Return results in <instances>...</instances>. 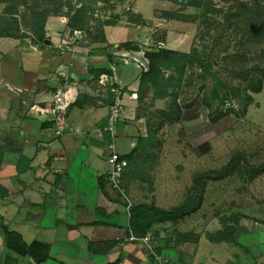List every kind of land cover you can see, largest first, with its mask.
I'll return each instance as SVG.
<instances>
[{"label":"crops","instance_id":"0c3cea01","mask_svg":"<svg viewBox=\"0 0 264 264\" xmlns=\"http://www.w3.org/2000/svg\"><path fill=\"white\" fill-rule=\"evenodd\" d=\"M65 31L67 22L52 17L42 47L29 38H0V264H156L127 240L130 214L108 182L112 96L99 78H112L122 90L125 113L115 147L127 161L122 185L132 207L181 205L190 187L188 165L159 163L138 172L137 153L128 157L146 138L137 100L129 98L138 90L139 67L111 65L108 37L107 44L84 46ZM58 45L74 52H60ZM99 70L111 75L95 78ZM57 95L67 125L58 137L51 116L31 111ZM194 214L152 228L171 264H264V230L243 225L234 228L235 243L212 242L209 236L222 228L209 230Z\"/></svg>","mask_w":264,"mask_h":264},{"label":"rangeland","instance_id":"374dc122","mask_svg":"<svg viewBox=\"0 0 264 264\" xmlns=\"http://www.w3.org/2000/svg\"><path fill=\"white\" fill-rule=\"evenodd\" d=\"M48 1L50 10L53 5L62 6L58 18L66 22V15L73 14L70 8L75 10L82 3L89 20L84 32L77 36L82 38L84 46L101 33L110 44L129 43L126 50L113 53L114 61L139 67L138 77L146 71L144 52L160 48L183 54L192 50L204 52L211 65V75H204L196 66H188L180 88L171 89L164 99L156 98L149 89L139 96L137 90L136 117L144 120L145 135L147 129L156 133V148L151 152L147 148L139 149L133 164L140 173L143 167L153 168L159 163L186 162L190 189L195 176L222 172L230 158L238 156L231 175L206 182L201 210L193 218L200 221L202 217L209 230L217 225L222 230L243 225L264 230V172L250 179L254 171L264 168V90L252 93L248 83L236 75L242 66L249 68L259 61L251 49L239 43L235 30L227 29L223 14L211 15L216 24L207 25L199 19V10L181 11L163 0ZM3 6L0 5V14ZM19 12L21 33L28 35L20 17L24 10ZM167 14L185 15L192 22L166 20ZM234 54L243 56L246 62L242 65L230 59ZM172 74V71L161 72L162 78ZM232 102L237 109L226 110L225 106ZM175 116L177 121L173 120Z\"/></svg>","mask_w":264,"mask_h":264},{"label":"trees","instance_id":"16d2710c","mask_svg":"<svg viewBox=\"0 0 264 264\" xmlns=\"http://www.w3.org/2000/svg\"><path fill=\"white\" fill-rule=\"evenodd\" d=\"M169 2L181 9L199 10V19L203 24H216L211 15H222L227 24V29L233 28L235 35L239 37V43L247 46L252 50V55L257 56L258 63L249 68L242 66L237 72V76L243 79L249 85V91L254 94L264 90V0H163ZM48 0H0L3 4L2 13L0 15V38L24 39L29 38L33 45L42 47L46 41L45 24L47 18L60 17L62 6L53 5L52 9L48 8ZM39 3H42L40 5ZM220 4L223 7H220ZM61 5V4H60ZM226 7V8H225ZM20 9L24 12L21 14V21L28 29V35L21 33L18 23ZM66 15L68 19L67 27L70 32H84L85 25L88 23L89 17L86 7L80 3V7ZM166 20H175L184 23H191L190 17L180 14H167ZM91 44H107L103 33L99 38H95ZM129 43L108 45L104 48L106 58L111 65H116L113 53H119L126 50ZM238 63L246 62L245 58L239 54L229 56ZM143 59L146 63V71L139 77V96L143 90L149 89L154 92L158 99L168 97L171 89H179L185 69L188 66H196L204 75H211V65L205 59L204 52L192 50L189 54L178 53L167 49L150 50L143 53ZM244 60V61H243ZM243 65V64H242ZM162 71H172V75L168 78H162ZM94 77L98 78L102 74L111 75L106 70L93 72ZM234 97L237 94H233ZM141 100V98H140ZM178 120V116L173 119ZM146 138H139L137 145L132 154L128 157L133 158L141 148H156V133H152L147 129ZM238 156H233L223 167L222 172H210L195 176L192 180V187L188 191V195L184 202L169 211H162L153 205L148 207L138 205L132 207L130 211L129 226L133 234L136 236H144L148 233H154L152 228L157 224L170 223L178 224L184 218L196 213L203 203V197L206 188V182L218 181L226 178L235 171L238 162ZM264 172V168L254 171L250 179H254ZM155 234V233H154ZM235 231L233 228H227L218 232L213 236H209L212 242L235 243Z\"/></svg>","mask_w":264,"mask_h":264},{"label":"built area","instance_id":"2783aa9c","mask_svg":"<svg viewBox=\"0 0 264 264\" xmlns=\"http://www.w3.org/2000/svg\"><path fill=\"white\" fill-rule=\"evenodd\" d=\"M1 15V14H0ZM73 35H80L81 32H72ZM58 51L65 53L74 52V48L69 45H58ZM123 56V55H122ZM99 86L108 89L112 96V106L110 109L109 116L107 118V127L105 130L109 133L110 142L107 144L109 155L107 158L108 170V182L114 192H116L125 204L126 211L130 214L132 209V202L129 199L126 191L122 185V177L124 170L127 167V161L117 153L115 147V137L117 133V127L124 121V105L122 103V90L121 88L112 81V78L107 76H101L98 81ZM129 98L131 100H137V93H132ZM226 110L237 109L235 102L228 103L225 106ZM31 111H35L40 116H51L54 124L55 136H62L67 131V125L65 121L64 106L57 95L54 101L48 104L44 108H38L33 106ZM201 119H204L202 114ZM129 242L140 245L145 253L156 263V264H171L170 258L159 250V238L154 233H148L144 236H136L133 232L129 231Z\"/></svg>","mask_w":264,"mask_h":264}]
</instances>
